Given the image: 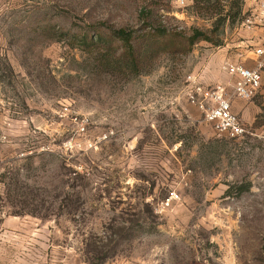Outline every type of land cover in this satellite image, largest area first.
Instances as JSON below:
<instances>
[{"label": "rangeland", "instance_id": "rangeland-1", "mask_svg": "<svg viewBox=\"0 0 264 264\" xmlns=\"http://www.w3.org/2000/svg\"><path fill=\"white\" fill-rule=\"evenodd\" d=\"M211 15L0 0V264H264V83L243 138L188 100L243 22Z\"/></svg>", "mask_w": 264, "mask_h": 264}, {"label": "built area", "instance_id": "built-area-1", "mask_svg": "<svg viewBox=\"0 0 264 264\" xmlns=\"http://www.w3.org/2000/svg\"><path fill=\"white\" fill-rule=\"evenodd\" d=\"M185 0H179L184 4ZM259 14L264 16V1L259 3ZM257 22L264 24V17L248 15L242 25L250 28ZM259 58L264 56V50L255 52ZM264 68V60H259L258 68L249 69L243 65L228 66V73L236 78L234 95L242 100L250 101L259 93L263 77L261 69ZM188 100L205 115V120L219 134L230 136L234 139L243 138L248 133L240 118L232 111L231 97L221 85L213 88H205L196 76L189 77Z\"/></svg>", "mask_w": 264, "mask_h": 264}, {"label": "crops", "instance_id": "crops-1", "mask_svg": "<svg viewBox=\"0 0 264 264\" xmlns=\"http://www.w3.org/2000/svg\"><path fill=\"white\" fill-rule=\"evenodd\" d=\"M264 0H245L243 5L244 13L251 15L258 14V17H264L259 14V3ZM238 36L208 56L202 66L201 71L196 74L200 83L204 85H221L226 89L231 97L232 111L237 115L245 125L253 123L257 116L256 100H242L234 95L235 77L228 73V66L243 65L249 69L258 68L259 60H264L255 53L257 50H264V24L257 22L248 28L241 25L237 30ZM264 83V68L261 69ZM262 87L260 91L262 90ZM259 91V92H260ZM263 93V91H261ZM259 94V93H258Z\"/></svg>", "mask_w": 264, "mask_h": 264}, {"label": "trees", "instance_id": "trees-1", "mask_svg": "<svg viewBox=\"0 0 264 264\" xmlns=\"http://www.w3.org/2000/svg\"><path fill=\"white\" fill-rule=\"evenodd\" d=\"M245 0H195L196 9L198 13L204 16L215 14L219 16L215 21L216 28L219 29L226 21L230 23L237 20L243 21L247 15L243 11V4ZM211 15V17L215 16ZM117 37L124 43L126 50H130L132 57L137 60L134 54V48L131 44V36L125 31L119 30ZM97 38V37H96ZM95 38V39H96ZM211 41L208 34L202 30H193V35L189 38V49L193 47L198 41Z\"/></svg>", "mask_w": 264, "mask_h": 264}]
</instances>
